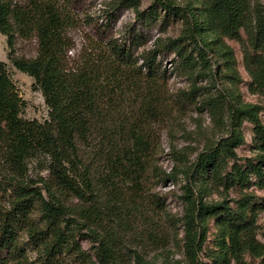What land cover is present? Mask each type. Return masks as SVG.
<instances>
[{"label":"trees","instance_id":"obj_1","mask_svg":"<svg viewBox=\"0 0 264 264\" xmlns=\"http://www.w3.org/2000/svg\"><path fill=\"white\" fill-rule=\"evenodd\" d=\"M79 1L0 0V34L6 38L9 59L32 78L48 109L42 122L23 119L25 103L0 61V264H121L111 228L120 222L119 195L125 191L134 200L151 202V185L170 178L157 164L158 128L183 114L187 104L218 119L227 135L205 146L181 171L189 194L187 261L174 264H203L195 250L205 231L200 225L197 234L196 226L206 218L217 230V248L207 254L211 264H248L246 256L264 264V246L255 239L264 199L256 202L244 193L235 207L224 199L202 200L207 185L227 192L248 184L250 176L264 188L260 109L242 102L235 89L223 93L196 83L201 77L212 85L218 74L211 54L224 58L226 78L234 85L239 79L235 59L222 38H238L242 30L245 42H239L249 90L264 96V4L199 0L196 13L190 1L179 5L153 0L151 8L182 19L180 35L156 40L135 55L99 28L77 64L68 67L66 31L76 22L73 6ZM15 36L35 37L34 58L11 57ZM162 50L171 51L177 58L173 69L192 80L188 89L169 91L157 62ZM242 119L252 125L256 150L244 167L234 151L242 142ZM33 161L46 176L28 175L27 165ZM195 184L196 195L189 186ZM82 238L96 243L94 257L81 248ZM133 264L149 263L134 257Z\"/></svg>","mask_w":264,"mask_h":264},{"label":"rangeland","instance_id":"obj_2","mask_svg":"<svg viewBox=\"0 0 264 264\" xmlns=\"http://www.w3.org/2000/svg\"><path fill=\"white\" fill-rule=\"evenodd\" d=\"M179 5L190 1L196 13L200 12L199 0H175ZM264 4V0H258ZM153 0H80L73 6L75 24L66 31L68 49L66 62L73 67L79 61L82 52L91 41L96 39V29H103L106 36L127 44L135 55L150 49L156 40L175 38L180 35L183 21L179 16L165 13L159 8H151ZM155 9V10H154ZM240 41L245 42V35L239 31L238 38L223 37L222 41L228 46L235 59L238 80L231 84L227 77L224 58L208 55L213 71L218 74L212 85L203 78H197V86L220 92L235 89L239 99L259 107L258 117L264 125V96L249 90L250 77L243 64V54ZM37 53V42L34 36L22 39L15 36L12 58L32 59ZM0 61L5 63L6 70L25 105L21 117L26 120L42 122L47 119L48 109L40 91L33 85V80L26 74L16 70L12 65L6 45V38L0 34ZM214 61H217L215 67ZM158 65L165 72L167 87L171 93L186 90L190 87L191 79L180 75L173 66L177 58L171 51L162 50L157 57ZM242 142L234 149L236 161L242 167L248 159L254 157L255 139L250 122L242 119L239 125ZM227 135L226 130L218 119L213 118L207 111L198 112L192 104H187L185 112L169 123L161 124L158 128L160 149L157 153V164L170 178L166 182H155L150 187L153 194L151 202L134 200L123 191L121 200L116 207H121L120 222L111 226L117 234L115 251L121 259V264H133L134 257L143 258L149 264L184 263L187 260L186 245L187 227L185 216L187 197L184 186L187 180L181 172L184 167L191 165L199 152L205 146L212 144L220 137ZM28 175L35 178L46 176L47 172L36 162L27 165ZM196 195L198 184L189 185ZM244 193L250 194L254 201L264 199V188L254 184L250 176L249 183L235 186L227 192L217 190L207 185L202 193L204 202L220 201L221 199L235 207L237 200ZM197 224L196 232L203 225L204 238L195 250L196 258L203 264H211L207 254L216 250V227L214 221L206 218L203 224ZM255 239L264 246V211L256 219ZM199 238L196 235V243ZM81 248L94 257L95 246L88 238L80 239ZM32 255V254H31ZM248 264H261L259 259L246 256Z\"/></svg>","mask_w":264,"mask_h":264}]
</instances>
